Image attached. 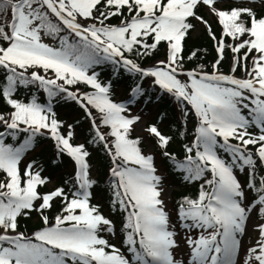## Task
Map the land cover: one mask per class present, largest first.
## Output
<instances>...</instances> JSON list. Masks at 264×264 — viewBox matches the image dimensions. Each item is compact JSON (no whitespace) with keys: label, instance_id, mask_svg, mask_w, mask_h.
<instances>
[{"label":"snow or ice","instance_id":"6c2138e0","mask_svg":"<svg viewBox=\"0 0 264 264\" xmlns=\"http://www.w3.org/2000/svg\"><path fill=\"white\" fill-rule=\"evenodd\" d=\"M201 7L221 26L219 38L198 14ZM191 19L215 43L211 73L202 64L184 68L200 51L183 54ZM161 48L165 59L147 68L137 62ZM226 48L233 74L220 71ZM105 62L118 66L117 73L151 78L179 102L185 123L190 111L195 115L183 159L168 150L173 138L157 124L143 127L140 115L112 99L111 82L95 71ZM0 69V97L9 109L0 110V264H264V0H0ZM238 69L245 75H234ZM81 84L92 91L81 92ZM31 85L47 93V105L35 95L30 102L16 98L18 86ZM132 92L144 95L140 83ZM62 94L91 122L85 143L75 142L74 125L56 118L51 100ZM137 126L146 138L133 136ZM21 134L19 146L6 142ZM38 137L53 141L52 164L65 156L72 161L71 182L41 192L50 177L39 159L21 167ZM89 144L102 147L110 163V204L124 214L123 247L101 235L117 231L91 203L97 181ZM157 149L184 182H201L195 198H180L178 224L166 210ZM57 200L62 207L50 224L46 212ZM33 212L44 227L26 236L19 218ZM252 236L251 244L243 239Z\"/></svg>","mask_w":264,"mask_h":264},{"label":"trees","instance_id":"16d2710c","mask_svg":"<svg viewBox=\"0 0 264 264\" xmlns=\"http://www.w3.org/2000/svg\"><path fill=\"white\" fill-rule=\"evenodd\" d=\"M228 7V4L223 5ZM199 15H202L204 19L208 20L212 26L213 31L219 38L221 35V26L213 19H209L207 10L205 7L199 9ZM112 24H118L119 19L113 18L110 21ZM191 22L195 26L185 41L184 56L185 58L195 49L200 51L197 53V59L187 60L185 59L184 68L185 70L198 69V65H204V71L211 73L213 71L212 65L217 59V51L214 41L210 38L208 31L205 26L196 34L198 23L195 19H191ZM227 43H232L229 39ZM166 57V52L163 48L159 49L156 53H153L150 57L136 58L137 62L141 67L152 66L156 61ZM232 57L233 53L229 49H225L224 59L220 64V71L229 73L232 68ZM130 58H132L130 56ZM116 67L109 62H105L102 65L96 66L95 71L100 73L99 79L101 82L107 84L111 82V94L112 99L115 102L123 103L130 112L142 115L147 118V126L150 124H157L159 129L167 136L173 138L169 145V151L176 154L180 159H183L185 153L183 149L184 144H191L195 137V128L198 126V119L194 114L189 113L188 120L184 122V117L181 116V107L178 106L179 102L176 101L171 94L165 93L158 86L153 85L151 78H141L137 74H130L124 69H120L116 72ZM31 71V70H30ZM41 74H43V70ZM241 72V70H237ZM5 73L3 69H0V81H3ZM141 82V83H140ZM136 83H140L144 89V95H131V90ZM79 87L80 91L90 90L89 87L81 84ZM35 95L38 102L47 105L49 103V97L43 89L37 88L35 85H31L27 88L18 86L16 98L25 102H30L32 96ZM51 105L56 113L58 120L64 121L65 125H74L76 137V143H85L92 138V125L90 120L86 117L84 110L71 99H67L63 96H57L51 100ZM190 107V106H189ZM0 110L8 111V106L4 103L3 98L0 97ZM95 112V110H93ZM245 114H247L245 112ZM2 130V129H0ZM66 130V129H65ZM252 132H257L255 128L250 129ZM183 133V135H181ZM137 133H133V136ZM142 137L144 135L138 134ZM148 136V133H147ZM24 134L20 135V138L13 141L9 138L6 142L12 143L14 146H19L23 142ZM146 138V137H145ZM38 146L26 153L25 159L22 161L21 167L23 168L32 159H39L40 163L44 166V176L50 177V183L40 188L41 192L50 191L54 187H58L64 184L65 181L71 182L72 174L74 173V165L68 157H62L61 162L58 164H52L51 161L55 158V148L53 141L48 137H38ZM147 145L145 144V148ZM91 155L92 164V178L97 181L96 186L92 189L93 198L91 203L98 204L101 206L103 214L113 220L116 225V236L103 232L101 235L104 238L109 239L112 243H116L118 246H122L121 241L124 238L123 235V220L124 214L119 211H113L111 208V191L109 187V181L112 179L109 174V160L104 153L102 147L99 145H88ZM156 165L160 172L165 176L164 185L172 186V192L170 195V201L167 204L168 211L171 215L172 221L178 224L177 218V204L180 198L183 196H190L195 198L199 191V185L201 182L187 183L181 178L173 168H171L168 161H166L160 154L159 149L155 151ZM225 155V158H228ZM241 181L245 179V174L237 171L236 173ZM70 186V183H69ZM251 198V196H250ZM61 203L57 200L54 203L52 209L48 210L46 214L49 216L50 223L54 221L56 215L60 213ZM43 225L38 214L35 212L31 213L27 217L19 218V230L24 232L26 236H31L34 230L41 228ZM197 233L193 232L195 236ZM130 256V254H128Z\"/></svg>","mask_w":264,"mask_h":264},{"label":"rangeland","instance_id":"374dc122","mask_svg":"<svg viewBox=\"0 0 264 264\" xmlns=\"http://www.w3.org/2000/svg\"><path fill=\"white\" fill-rule=\"evenodd\" d=\"M206 10H207V9H206ZM207 13H208L209 19H213V20L215 21L216 18H215L214 16L210 15V13L208 12V10H207ZM203 27H204L203 24H198L197 29H196V34H199L200 31L203 29ZM45 42H49V43H51L52 41L49 40L48 38H45ZM165 58H166V57L161 58L160 60H163V59H165ZM231 74H233V73H231ZM234 75H236L237 77H242V76L245 75V73H244L243 71H241V72H239V73L236 71V72L234 73ZM49 76H50V75H49ZM181 79H186V77H185V76H181ZM130 114H131V115H139V114H136V113H134V112H130ZM140 116L142 117V122H141L142 126H143V127H147V124H146V122H147V118L144 117V116H142V115H140ZM187 120H188V118H187ZM133 133L142 134V135H144V137H147V132H146V131H142L140 126H137V127L135 128V131H134ZM163 134H164V133H163ZM237 176H238V175H237ZM238 178H239V177H238ZM50 186H51V187L53 186L52 182L50 183ZM165 189H166L167 195H166L164 198H165V200H166V204H168V202L170 201V195H171V192H172L173 187H172V186H166V185H165ZM166 210H167V209H166ZM170 220H171L172 223H174V221H172L171 215H170ZM243 239L246 240V242H248L249 244H251V243H253V241H254V236H252V237H245V238H243ZM184 251L187 252V249H185ZM181 255L183 256L184 253H181ZM240 255H243V253H241ZM239 258H240V257L238 256L237 259H239Z\"/></svg>","mask_w":264,"mask_h":264}]
</instances>
